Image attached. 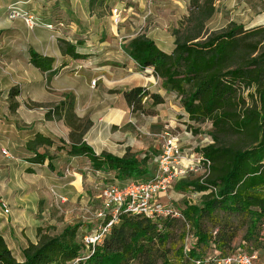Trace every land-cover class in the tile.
Returning <instances> with one entry per match:
<instances>
[{"label": "rangeland", "instance_id": "374dc122", "mask_svg": "<svg viewBox=\"0 0 264 264\" xmlns=\"http://www.w3.org/2000/svg\"><path fill=\"white\" fill-rule=\"evenodd\" d=\"M35 1L13 0L10 6L18 8L21 16L11 18L9 6L3 14L7 22L0 23V232L20 260L23 249L37 242L40 233L58 236L76 228L78 241H93L106 218L100 213L113 210L106 206L103 188L130 181L96 172L92 163H77L68 157L66 146L58 151L56 147L64 143L68 147L72 134L77 138L85 131L83 138L91 135L96 147L100 140L117 147L127 145L126 150L150 159L149 178L156 173V157L165 135L179 137L184 153L200 152L213 140L212 122L192 119L182 96L164 89L151 68H140L128 54L129 41L138 33L154 38L166 50L172 48L175 30H184L205 0H146L142 9L134 7V0H101L103 4L94 0L93 7L89 5L92 0H69L70 11L80 23L62 13L50 19L41 2L52 0ZM213 6V15L205 24L207 33L226 29L231 23L245 28L264 25V0H215ZM29 16L34 18L31 24ZM68 42L84 57L66 54ZM30 48L54 57L53 70L43 72L32 65ZM138 84L161 95L163 102L154 104L149 99L145 112L132 111L123 102L122 91ZM12 89L19 90L15 99ZM15 101L19 106L13 112ZM37 133L53 140L55 150L47 145L38 148L51 157V166L17 160ZM203 177L190 172L175 181L169 196L176 209L183 212L208 199L209 188L194 185H203ZM100 182L104 185H98ZM162 201L168 203V195ZM3 202L9 213H5ZM183 220L187 235L183 241L177 237V247L184 244L185 254L194 248L190 264H228L229 257L240 253L251 255L253 264H264V223L248 238L245 220L232 216L237 236L233 250L223 252L213 238L199 241L197 214ZM205 224L209 235H214L213 223L206 220ZM182 229L177 228L176 234ZM89 251L87 248L85 254Z\"/></svg>", "mask_w": 264, "mask_h": 264}, {"label": "trees", "instance_id": "16d2710c", "mask_svg": "<svg viewBox=\"0 0 264 264\" xmlns=\"http://www.w3.org/2000/svg\"><path fill=\"white\" fill-rule=\"evenodd\" d=\"M214 1L205 0L192 15L184 30H175V47L164 51L145 34L137 35L128 44L129 56L140 68H153L155 76L167 91L182 96V104L191 118L212 122L213 143L202 148L211 160V170L200 189L217 188L198 206L183 211L184 219L197 214L199 241L213 238L223 252L232 251L237 228L231 217L245 220L248 238L264 223V25L245 28L231 25L207 33L206 22L214 12ZM94 0L90 1L93 7ZM66 54L84 57L73 43H66ZM30 63L43 72L53 70L55 58L29 49ZM19 90L12 89L16 98ZM132 111L145 112V102H163L161 95L143 86L122 91ZM15 101L12 111L18 109ZM85 131L77 138L72 134L68 145L57 146L67 154L87 156L96 172L114 174L116 179L141 181L151 172L147 157L141 158L130 149L123 156L104 151L99 155L84 141ZM52 147L53 140L37 133L27 144L29 160L43 164L49 155L39 146ZM102 183V184H101ZM98 185H104L103 182ZM112 214H107L103 226ZM206 220L213 223L214 235H209ZM186 221L174 216L148 217L133 212H120L107 232L95 242L82 243L77 229L68 228L61 235L39 234L37 242L23 249L19 260L0 232V264H190L194 248L185 254ZM183 228L177 235L175 230ZM101 231H99L100 233ZM98 233V234H99ZM89 248V253L85 251Z\"/></svg>", "mask_w": 264, "mask_h": 264}, {"label": "built area", "instance_id": "2783aa9c", "mask_svg": "<svg viewBox=\"0 0 264 264\" xmlns=\"http://www.w3.org/2000/svg\"><path fill=\"white\" fill-rule=\"evenodd\" d=\"M9 12L11 18H17L22 14L18 8H13L12 6L9 7ZM118 17V15L115 16L116 22H118ZM33 20V16H29L28 22L30 24L33 23ZM48 26L53 28V25ZM209 142L213 143V140ZM3 153L9 154L7 150H3ZM211 164V160L202 152L184 153L179 137L165 135L161 153L156 157V173L152 178L141 181L131 180L124 186L107 185L103 188L106 206L112 207L113 210L107 213L103 211L100 215L105 214L106 217L107 214H112V218L91 242L98 240L102 234L109 230L113 222L118 221V215L121 211L144 214L151 218L174 216L184 219L183 212L173 206L169 191L176 180L190 172L204 174L202 183L205 185L203 180L209 175ZM208 188L210 192H217V188L211 185ZM54 194H56V191H54ZM167 195L168 203H164L162 198ZM2 207L5 213L10 212L7 203L3 202ZM227 262L228 264H253V257L240 253L229 257Z\"/></svg>", "mask_w": 264, "mask_h": 264}, {"label": "crops", "instance_id": "0c3cea01", "mask_svg": "<svg viewBox=\"0 0 264 264\" xmlns=\"http://www.w3.org/2000/svg\"><path fill=\"white\" fill-rule=\"evenodd\" d=\"M13 0H0V23L2 22V23H5V22H7V20L3 17L4 15V13L8 10V7L10 6V4H12L11 2H12ZM16 1H18V2H20V0H16ZM36 1H39V0H36ZM35 1V2H36ZM68 1L69 0H62V2L61 3H55L54 2V0H52V1H49V2H41L43 5H45L46 7H44V9L46 10V15L47 16H49V18L50 19H54L55 17H57V16H59V14L58 13H62L63 15H64V17L65 16H68L69 15V17L68 18H70V19H72L73 20V22H79L80 23V21L79 20H76L77 18H78V16L76 15V14H73L72 15V13H71V11H70V5H69V3H68ZM136 3H134V7H136V8H139V9H142L143 7H145V1L146 0H134ZM103 3H105V1L104 2H101V0L98 2V4H103ZM24 4V3H23ZM38 4H40V2H37L35 5L36 6H38ZM90 5V4H89ZM35 6V8H37ZM65 14H67V15H65ZM90 14V13H89ZM143 15L144 14H142V19H143ZM93 16V15H92ZM94 16H95V14H94ZM141 16V15H140ZM62 18V17H61ZM66 18V17H65ZM63 19V18H62ZM141 19V20H142ZM74 20H76V21H74ZM48 22H49V20H47ZM139 34V33H138ZM138 34H136V35H138ZM133 36H135V34H130V37H133ZM130 37H128V38H130ZM151 38V37H150ZM152 39H154V38H152ZM155 40V39H154ZM157 43V42H156ZM159 46V45H158ZM160 47V46H159ZM174 47H175V44L172 46V48H170L169 50H166L165 48H163V47H160V48H162L164 51H166V52H168V53H171L172 51H173V49H174ZM81 53V52H80ZM130 57V56H129ZM132 60V59H131ZM133 62H134V60H132ZM137 64V63H136ZM137 66H139L138 64H137ZM150 70H153V68H151ZM152 76L155 78V76H154V74H152ZM100 77V76H99ZM135 86H143V85H140V84H138V85H134V86H132V87H135ZM132 87H130V88H132ZM129 88V89H130ZM122 98H123V102L125 103V104H127L126 103V100H125V98H124V96L122 95ZM42 132V131H41ZM84 141L88 144V145H90L93 149H94V151H95V153L96 154H100V153H102V152H104V151H107V152H109V153H112L113 155H116V156H123L125 153H126V146L127 145H124V147H117L116 145H114V144H111L110 142L108 143V142H105L104 140H100V142H103V145H101V143L99 142L98 143V145H97V147H96V145H94V143H92V137H91V135H89V134H86L85 135V137H84ZM52 149L53 150H55L56 148H55V145L54 146H52ZM66 155V154H65ZM63 156V155H62ZM68 156V155H67ZM29 157H31V153L27 150V148H26V150H24L23 152H22V155L21 156H19L18 158H17V160H19V163H30L31 165H33V166H36L37 164V162H35V161H33V160H29L28 158ZM68 157H70V159H73V160H75L77 163L78 162H82V163H91V161H90V159L87 157V156H82V155H74V156H71V155H69ZM61 160V157H59L58 158V161H60ZM53 161V160H52ZM44 163H49V160L47 159ZM35 168V167H34ZM3 236L5 237V235L3 234ZM5 239H6V237H5ZM6 241H7V239H6ZM20 260V259H19ZM22 260V259H21Z\"/></svg>", "mask_w": 264, "mask_h": 264}]
</instances>
